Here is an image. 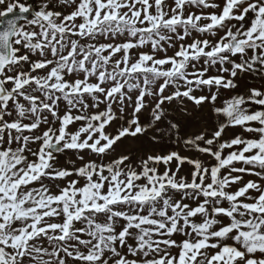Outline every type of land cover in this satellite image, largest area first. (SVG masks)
<instances>
[{
    "label": "snow or ice",
    "instance_id": "obj_1",
    "mask_svg": "<svg viewBox=\"0 0 264 264\" xmlns=\"http://www.w3.org/2000/svg\"><path fill=\"white\" fill-rule=\"evenodd\" d=\"M0 264H264V0H0Z\"/></svg>",
    "mask_w": 264,
    "mask_h": 264
},
{
    "label": "rangeland",
    "instance_id": "obj_2",
    "mask_svg": "<svg viewBox=\"0 0 264 264\" xmlns=\"http://www.w3.org/2000/svg\"><path fill=\"white\" fill-rule=\"evenodd\" d=\"M148 114L147 112L144 113V116L146 117ZM205 125L203 124H199V123H196V124H193L191 125L187 131L189 133L191 132H198L202 127H204ZM240 130L239 129H228L226 131V136H231L233 134V132H239ZM170 143L169 141V138L167 136L164 137L163 141H161V143L159 144H155V145H147L144 150L145 151H161L164 149V147L166 145H168ZM125 146L129 149L131 148H136V149H139L140 145H139V141H135V140H132L131 138H129L126 142H125ZM119 151V149H118ZM137 154H139V151L137 152ZM247 178H252V177H246Z\"/></svg>",
    "mask_w": 264,
    "mask_h": 264
},
{
    "label": "trees",
    "instance_id": "obj_3",
    "mask_svg": "<svg viewBox=\"0 0 264 264\" xmlns=\"http://www.w3.org/2000/svg\"><path fill=\"white\" fill-rule=\"evenodd\" d=\"M171 54V53H170Z\"/></svg>",
    "mask_w": 264,
    "mask_h": 264
}]
</instances>
